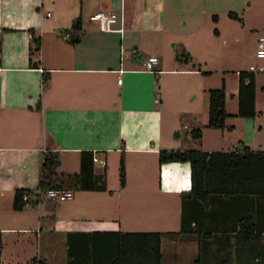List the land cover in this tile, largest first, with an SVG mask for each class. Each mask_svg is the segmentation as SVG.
<instances>
[{"label": "crops", "instance_id": "0c3cea01", "mask_svg": "<svg viewBox=\"0 0 264 264\" xmlns=\"http://www.w3.org/2000/svg\"><path fill=\"white\" fill-rule=\"evenodd\" d=\"M244 3L243 17L226 12L239 22L236 28L215 31L227 52L219 73L230 117L224 129H210L209 91L221 87L208 88L203 71L208 28L193 18L188 43L173 41L166 17L172 0H0L2 264H58V258L60 264H91L83 258H111L115 233L163 234L162 264H236L242 220L251 218L264 236V196L202 202L189 196L190 163H159L164 150L264 153V73L255 75L257 116H238L240 73L264 66L255 56L264 36V0ZM99 12L118 22L102 30L90 20ZM241 39L251 41L249 59L228 58ZM180 50L189 62L177 60ZM150 56L160 60L156 73L145 69ZM170 75L177 88L167 94L161 80ZM186 77L190 95L180 91ZM185 121L202 129L200 139L192 137L194 130L185 133ZM84 152L107 162L94 164L105 192L74 191L68 206L33 196L22 211L14 209L17 191H37L46 155L60 156L58 174L80 175Z\"/></svg>", "mask_w": 264, "mask_h": 264}, {"label": "trees", "instance_id": "16d2710c", "mask_svg": "<svg viewBox=\"0 0 264 264\" xmlns=\"http://www.w3.org/2000/svg\"><path fill=\"white\" fill-rule=\"evenodd\" d=\"M233 17V16H232ZM79 21L74 28H79ZM75 42V41H73ZM36 51L40 50V39L34 41ZM178 61H190V56L180 50ZM209 123L210 129H224L230 117L226 111V87L209 91ZM256 109L255 74L240 73L239 112L241 118H254ZM192 137L200 139L202 129L194 130ZM93 153H82L80 175L58 174L60 156L50 153L46 155L42 165V174L37 191L19 190L16 192L14 209L22 211L34 197L42 199L49 190L62 189L69 191L105 192L104 177L94 176ZM160 165L167 163H190L192 189L189 196L205 202L212 196L232 198L236 196H264V153H256L248 147H242L230 153H203L198 151L164 150L159 155ZM125 161L121 160L120 180L125 186ZM38 192L41 193L40 195ZM24 196L29 200L24 201ZM51 206L58 205L50 201ZM162 238L159 233H115L109 247L113 248L111 258L91 259V264H162ZM2 238L0 233V256ZM236 264H264V236L258 234L251 218L241 222L236 238ZM0 264L1 261H0ZM31 264H41L33 260Z\"/></svg>", "mask_w": 264, "mask_h": 264}, {"label": "rangeland", "instance_id": "374dc122", "mask_svg": "<svg viewBox=\"0 0 264 264\" xmlns=\"http://www.w3.org/2000/svg\"><path fill=\"white\" fill-rule=\"evenodd\" d=\"M174 2L173 6L167 7L166 9V17L167 21L170 22L172 28V35H170L171 39L177 43H186L187 38L191 36V33L195 30L193 29L192 20L193 18L197 19V22L204 23L203 27L208 28V67L205 69L203 67V71H206L208 69V88H219L221 87V74L219 73V69L222 68V60L224 62L223 57L227 52L225 53V50H221L222 47V40L219 39L215 35V31H222L223 33L227 30H231V27H235L239 24V22H236L235 20H231L228 15H226V12L234 11L237 13L240 17H243V11L245 9L244 0H172ZM202 1H204L202 3ZM204 11H207V16L204 15ZM218 17V20L216 18ZM186 21L188 22L186 24ZM237 24V25H236ZM188 43V42H187ZM252 44L250 40H244L239 45L238 52L235 53L233 56L230 51L228 58L235 59L239 54L243 57L249 59V54L251 50ZM172 54L171 52H169ZM168 57V56H166ZM244 59V62H245ZM228 67H232L231 65L226 66L224 64L223 68L226 69ZM213 71V73H212ZM212 73V74H211ZM210 75V76H209ZM212 75V76H211ZM177 77L173 76H165L163 78V84L161 80V86L163 89H161L162 92L169 94L172 87L177 88V84H175L174 80H176ZM183 80V79H182ZM235 78L233 76L230 77V85H232ZM174 81V82H173ZM181 82V81H180ZM174 83V84H173ZM191 85L186 77L185 81H183L180 85V91H184L186 94ZM232 87H230L231 89ZM179 90V86H178ZM189 94V93H187ZM190 95V94H189ZM208 102H209V95H208ZM185 125L189 127L188 129H184L185 133L191 130H194L196 128H192L190 126L189 121L184 122ZM71 202H61L59 205L62 206H68ZM48 259V263L53 258H46ZM37 260V259H36ZM55 260V259H54ZM57 264V262H56ZM58 264L59 258H58Z\"/></svg>", "mask_w": 264, "mask_h": 264}, {"label": "built area", "instance_id": "2783aa9c", "mask_svg": "<svg viewBox=\"0 0 264 264\" xmlns=\"http://www.w3.org/2000/svg\"><path fill=\"white\" fill-rule=\"evenodd\" d=\"M50 16V15H49ZM91 22H96L100 24V28L102 30H110L111 26L113 24H116L118 22L117 16L114 14H107L104 12H99L90 17ZM70 38L69 35H66L64 37L65 40H68ZM257 60L264 61V36H262L258 42L256 54H255ZM160 60L156 56H150L147 61L145 62V69L147 72L156 73V67L159 65ZM249 73L252 74H263L264 73V66L263 65H252L249 68ZM119 84H122V79L119 80ZM93 162L94 164H99L103 168L106 167L107 162L105 160L99 159L97 156H93ZM40 195L41 193L38 192ZM74 198V192L69 190H62V189H52L47 192V194L44 195L42 198L43 200L47 202H55L57 204L61 202H68L73 200ZM40 199V197H39ZM28 196H24V201H28Z\"/></svg>", "mask_w": 264, "mask_h": 264}]
</instances>
